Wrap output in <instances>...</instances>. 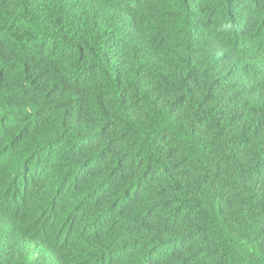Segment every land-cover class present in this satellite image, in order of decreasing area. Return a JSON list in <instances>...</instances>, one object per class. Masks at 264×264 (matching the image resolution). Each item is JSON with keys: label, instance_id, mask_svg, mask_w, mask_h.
I'll list each match as a JSON object with an SVG mask.
<instances>
[{"label": "trees", "instance_id": "trees-1", "mask_svg": "<svg viewBox=\"0 0 264 264\" xmlns=\"http://www.w3.org/2000/svg\"><path fill=\"white\" fill-rule=\"evenodd\" d=\"M0 264H264V0H0Z\"/></svg>", "mask_w": 264, "mask_h": 264}]
</instances>
